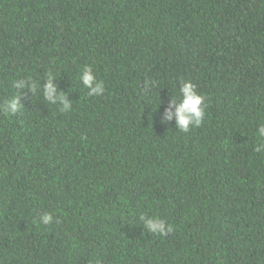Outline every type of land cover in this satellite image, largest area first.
<instances>
[{
    "label": "trees",
    "instance_id": "16d2710c",
    "mask_svg": "<svg viewBox=\"0 0 264 264\" xmlns=\"http://www.w3.org/2000/svg\"><path fill=\"white\" fill-rule=\"evenodd\" d=\"M261 124L264 0H0V264H264Z\"/></svg>",
    "mask_w": 264,
    "mask_h": 264
},
{
    "label": "clouds",
    "instance_id": "9594fccd",
    "mask_svg": "<svg viewBox=\"0 0 264 264\" xmlns=\"http://www.w3.org/2000/svg\"><path fill=\"white\" fill-rule=\"evenodd\" d=\"M81 80L85 87L89 89V93L92 96H100L105 92L104 82L102 80L97 81L96 73L93 70L91 65H85L78 77ZM54 76L49 74L48 79L44 85V95L45 98L56 102L57 99V89L56 85L53 83ZM17 88H23L24 82L18 81L16 83ZM37 87L36 84H33V89ZM197 86L191 81H183L180 85V95L181 99L179 101L172 99V103L176 104V111L174 113L177 119V127L183 132H188L191 127H198L202 124L205 116V99L206 97L197 92ZM62 103H64V108L68 109L70 105L64 102V98L59 97ZM20 98L17 96L15 99H12L8 102V110L11 114H14L20 110ZM173 113L169 112L166 116V119H171ZM258 137H264V124L258 126L257 131ZM255 150L257 152L264 151V142L258 143ZM40 222L44 225H47L53 221V215L51 213H42L40 215ZM145 227L148 231H151L155 234H160L166 236L173 231V226L171 224H166V222L159 218H145Z\"/></svg>",
    "mask_w": 264,
    "mask_h": 264
}]
</instances>
